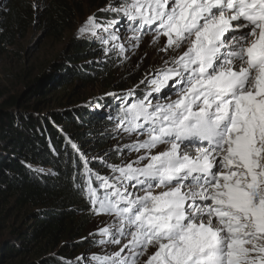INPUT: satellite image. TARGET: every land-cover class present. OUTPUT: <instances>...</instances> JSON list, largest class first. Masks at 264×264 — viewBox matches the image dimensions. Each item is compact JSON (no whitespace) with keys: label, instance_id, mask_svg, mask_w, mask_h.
<instances>
[{"label":"snow or ice","instance_id":"snow-or-ice-1","mask_svg":"<svg viewBox=\"0 0 264 264\" xmlns=\"http://www.w3.org/2000/svg\"><path fill=\"white\" fill-rule=\"evenodd\" d=\"M99 11L127 21L133 48L147 28L154 42L167 38L160 51L187 49L148 81L176 99L152 104L148 93L121 109L114 132L147 138L117 141L119 164L107 151L95 158L110 174L76 185L94 213L112 218L99 243L127 241L92 261L137 264L154 247L144 264H264V0H120ZM115 28L93 14L78 33L107 44L121 38Z\"/></svg>","mask_w":264,"mask_h":264},{"label":"trees","instance_id":"trees-1","mask_svg":"<svg viewBox=\"0 0 264 264\" xmlns=\"http://www.w3.org/2000/svg\"><path fill=\"white\" fill-rule=\"evenodd\" d=\"M7 5L0 19V48L10 43L20 11L25 8L24 0H12ZM68 14L61 0L50 3L42 14L45 30L57 35L65 24L63 29H68ZM99 16L106 20L114 17H104L101 12ZM93 46L90 39L76 40L59 54L54 66L62 88L74 80L93 81L106 75L108 70L96 67L100 64L87 61L94 55L90 51ZM53 78L56 77L49 78L50 83ZM40 86L35 85L33 92H39ZM137 95L145 97L139 91ZM8 106L12 109L0 112V229L5 217L15 220L16 225L9 228L7 239L0 240V264H86L67 256L65 242L83 235L86 220L96 214L89 208L86 190L76 185L83 184L88 175L96 185L95 170L102 163L89 161L87 167L92 172L86 173L81 151L88 136L108 123H100V114L88 105L67 104L49 115L30 112L28 105L22 107L14 99ZM95 108L100 110L99 106ZM115 112L122 114L117 108ZM103 142L98 140V149ZM110 157L111 163H120L117 155ZM60 244L63 248L56 251Z\"/></svg>","mask_w":264,"mask_h":264},{"label":"rangeland","instance_id":"rangeland-1","mask_svg":"<svg viewBox=\"0 0 264 264\" xmlns=\"http://www.w3.org/2000/svg\"><path fill=\"white\" fill-rule=\"evenodd\" d=\"M10 1L12 0H0V19L3 17L2 12L8 10L7 3ZM56 1L58 0H24L25 8L20 11V20L14 27L11 41L0 48V112L2 109H12L8 104L13 99L19 102L22 107L28 108V105L30 112L34 110V112L46 115L63 109L67 104L88 105L89 108L100 114L99 119H103L100 123H108V125L98 127L95 133L88 136L87 144L81 151V158L84 162L85 158L88 162L91 160L98 161L95 158L107 151L109 153V163H111L110 156L114 154L113 146L117 144V141L124 145L132 144L137 139L147 138L146 135L132 134L129 136L122 130L119 133L114 132L118 123L116 116H119L116 114L115 109L121 110L132 101L143 99L144 97L140 98L137 95L138 91L145 94V96L151 93L148 99L151 100L152 104L157 102L161 104L168 103L170 100L176 99V95L167 88L161 92L152 91V86L148 81L155 78L159 70H163L165 61H168V67H172L170 57L182 54L187 49V43L176 52L166 53L160 51L159 49L165 45L167 38L160 36L159 41L154 42L155 33L146 28L143 32L135 33V35L140 36V41L139 46L133 48L132 45L136 41L132 39L134 33L126 26L127 21L112 12L103 13L104 17L114 16L111 20L99 16L100 9L117 4L120 0H61L70 13L67 15L69 22L67 27L69 28L63 29L65 24L64 27L62 26V31L60 30L55 35L45 30L42 14L50 3ZM93 14L98 18V22L102 24L106 21L116 22V28L113 30L118 29L117 35L121 38L117 41L102 44L98 39L91 36V33L79 34L78 29ZM97 32L99 35L102 29L97 30ZM103 35L105 38L108 36L107 33H103ZM78 36L79 38H77ZM83 39H90L95 44L90 48L94 55L87 61L100 64L96 67L106 69L108 72L103 78H100L101 75L95 79L96 81L74 80L72 85L62 88V84L58 83L60 75L55 71L57 67L54 66L56 59L61 52L67 50L72 42ZM113 43L124 44L126 51L123 56L118 55V50L112 49ZM105 49L112 50L106 52ZM91 74L95 75L96 73L91 72ZM53 76L56 78H53V82L50 83L49 78ZM141 81H144V83H141ZM42 83H44V86L41 87ZM118 84L122 85L121 88L115 89ZM35 85L41 87L39 92H33ZM130 90L131 95H129ZM95 106H99L100 110H97ZM98 140H104L100 149H98L100 145L97 143ZM165 147L166 145H159L156 149H153V152L162 151ZM125 155L128 159L135 160L139 154L126 152ZM95 171L101 176L110 174V170L103 164L99 165V168ZM13 214H16V211ZM5 219L3 221L4 225L0 229L1 241L8 238L9 228L16 225L15 220H9L6 217ZM109 223H112L110 216L103 214L90 216L86 220L83 235L65 242L67 256H70L73 260L79 259L86 264H94L95 261L91 259L93 255L111 254L117 251L123 243L127 242L126 240L122 241L121 245H101L99 243L101 239H109L100 234V229L106 227ZM60 248H63V244H60L56 251ZM154 251V247L147 248L144 255L136 258L137 264H144L148 256ZM124 254L128 255L129 253L126 251Z\"/></svg>","mask_w":264,"mask_h":264},{"label":"bare ground","instance_id":"bare-ground-1","mask_svg":"<svg viewBox=\"0 0 264 264\" xmlns=\"http://www.w3.org/2000/svg\"><path fill=\"white\" fill-rule=\"evenodd\" d=\"M194 151V150H193Z\"/></svg>","mask_w":264,"mask_h":264}]
</instances>
